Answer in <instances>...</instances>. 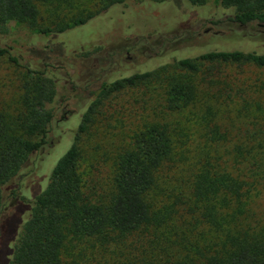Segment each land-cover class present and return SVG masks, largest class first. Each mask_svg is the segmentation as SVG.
<instances>
[{
  "label": "trees",
  "instance_id": "obj_1",
  "mask_svg": "<svg viewBox=\"0 0 264 264\" xmlns=\"http://www.w3.org/2000/svg\"><path fill=\"white\" fill-rule=\"evenodd\" d=\"M51 1L0 0V59L25 76L15 128L0 110V264H264V230L248 222L249 204L264 187V124L239 140L230 124L185 111L202 94V85L212 82L211 65L264 67V53L235 46L195 57L172 53L159 62L165 53L151 45L150 35L130 32L118 46L138 39L134 51L148 48L157 64L149 60L147 71L105 79L88 99L80 93L92 78L91 61L103 51L111 64L118 60V46L106 34L70 55L50 42L40 55L35 45L24 49L10 25H27L24 30L34 37H60L114 8L123 14L134 6L106 0L100 11L57 29L34 28L39 4ZM186 1L206 13L192 15L166 37L172 43L185 37L176 45L196 37L190 26L196 17L210 24L204 36L211 38L240 39L245 32L243 38L257 42L256 29H264V0ZM118 62L113 65L123 67ZM155 82L165 83L163 120H151L121 150L109 188L87 187L78 144L96 108L126 88L146 94ZM215 82L219 91L230 90L228 81ZM220 113L218 108L212 114ZM76 114L77 126L71 124Z\"/></svg>",
  "mask_w": 264,
  "mask_h": 264
},
{
  "label": "rangeland",
  "instance_id": "obj_2",
  "mask_svg": "<svg viewBox=\"0 0 264 264\" xmlns=\"http://www.w3.org/2000/svg\"><path fill=\"white\" fill-rule=\"evenodd\" d=\"M187 2L186 0L164 2L158 0H125L122 5L134 7L126 10L123 14L114 8L113 11L96 18L88 25L60 37L57 35L34 37L24 30V27L30 28L29 26L18 27L15 23L10 25V29L24 49L27 50L35 45L40 55H44L49 50L50 42H56L57 50L70 55L72 50H76L81 44L84 46L86 42L97 37L98 34L103 36L106 34L110 38L112 46L117 47L122 43V39L127 41V34L130 32H138L141 34L140 36H145L147 33L150 35L151 45L161 47L160 50L165 53L164 58H161L159 62L165 61L167 57L176 53L195 57L213 51H228L225 49L235 46H240V49H244L242 51L246 52L257 49L260 53H264V29H256L257 32H260L259 37H255L259 43L249 41V36L246 39L243 38L246 35L245 32L240 35V39H237L235 35L211 38L204 36V32L209 29L210 24L198 17L190 23L193 28L192 31L196 32V37L190 39L189 45L179 46L175 44L184 42L185 37L172 43L166 37L183 27L187 19L192 18V15L206 13L201 8L191 7ZM209 3V5H213L212 1ZM104 4H107L106 0H53L49 3L39 4V20L34 28L57 29L75 19L100 11ZM138 42V39H134L128 42L129 44L124 43L117 47L115 57H118V60H113L122 62L123 67L117 63V66L116 64L113 65L114 61L111 64L110 58L105 56V51L98 58H94L90 65L91 70H94L91 72L92 78L85 81L86 84L82 86L84 91L83 94L80 93V96L93 99L91 91L100 87L105 79L147 71L149 60L150 64H157L156 61L159 58L152 61L151 59L155 55L148 48L134 51ZM97 43L105 44L104 39L98 40ZM168 44L170 47L166 48L169 46ZM92 45L94 44H90L88 47L90 48ZM162 46L165 47L162 48ZM102 67L105 69H101ZM210 70V74H213L212 82L202 85V94L197 96L194 106L185 111L187 113L198 112L200 117L207 115L209 120H219L220 123L230 124L229 129L239 135V140L245 135L247 138V131L252 133L256 131V125L264 124V67L244 62L223 66L211 65ZM218 70L222 71L223 74L218 73ZM24 77V72L21 69L16 68L6 59H0V110L6 115L7 122L13 128L16 127L19 119V98L22 94L20 85H22ZM216 79L219 81L222 79L226 83L228 81L230 90L228 92L219 91L220 86L215 82ZM164 86L165 83L163 82H155L151 88L147 89L146 94L145 92L140 93L141 91L136 88H126L124 91L104 99L96 108L92 116L93 122L88 131L82 134L78 144L80 149L79 172L87 187L90 188L95 185L101 192L109 188L112 184L116 159L121 150L127 148L134 135L151 120H163L164 115L160 109V104L163 100L165 102ZM218 108L221 113L219 116L215 114L214 118L212 113ZM182 116L173 115L171 118L176 119ZM80 119L81 116L76 114L71 120V124L77 126ZM233 143H229L227 148L231 150ZM221 151L223 152V150ZM262 188V193L253 197L249 204L248 222L252 226L264 230V187ZM72 260L74 259L69 258L67 261L71 262Z\"/></svg>",
  "mask_w": 264,
  "mask_h": 264
},
{
  "label": "flooded vegetation",
  "instance_id": "obj_3",
  "mask_svg": "<svg viewBox=\"0 0 264 264\" xmlns=\"http://www.w3.org/2000/svg\"><path fill=\"white\" fill-rule=\"evenodd\" d=\"M262 28V27H261ZM129 54V53H128Z\"/></svg>",
  "mask_w": 264,
  "mask_h": 264
}]
</instances>
